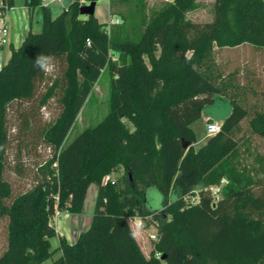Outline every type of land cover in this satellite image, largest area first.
Returning <instances> with one entry per match:
<instances>
[{
  "label": "trees",
  "instance_id": "obj_1",
  "mask_svg": "<svg viewBox=\"0 0 264 264\" xmlns=\"http://www.w3.org/2000/svg\"><path fill=\"white\" fill-rule=\"evenodd\" d=\"M2 1L3 12L15 5ZM25 5L41 7L42 28L30 30L0 69V222L8 219L0 264H43L55 251L61 256L52 264H264V169L241 161L236 139L248 118L251 133L264 138V112L251 113L232 97L214 59L216 48L264 49V0H215L214 20L207 23L186 19L195 0H174L135 41L121 28L108 31L95 15L81 19L78 0L55 18L43 0ZM41 56L49 58L47 69L37 64ZM52 64L62 69L53 79ZM106 69L110 112L64 144ZM217 95L230 96L231 113L197 149L192 126ZM52 100L60 105L57 117L35 127ZM16 103L29 104L24 128L39 129L50 155L36 165L31 188L12 198L4 173L9 107ZM120 167L121 184H104ZM14 170L27 175L19 159ZM224 179L216 199L211 188ZM91 185L98 195L90 227L74 244L60 239L52 251L56 208L81 214ZM152 187L163 198L161 208L150 205ZM135 218L141 229L157 228L149 256L135 235L141 229L131 225Z\"/></svg>",
  "mask_w": 264,
  "mask_h": 264
},
{
  "label": "rangeland",
  "instance_id": "obj_2",
  "mask_svg": "<svg viewBox=\"0 0 264 264\" xmlns=\"http://www.w3.org/2000/svg\"><path fill=\"white\" fill-rule=\"evenodd\" d=\"M142 1V3H141ZM174 0H98L96 4L95 16L100 23L105 24L108 31L115 28H121L125 33V37L131 40H137L138 35L143 30L146 23L153 18L166 4L172 3ZM44 2V1H43ZM73 0H63L53 3L51 6L52 13L57 16L62 6H68ZM215 0H195L196 8L186 13V19L198 23H207L214 20ZM142 4V5H141ZM81 19H87L81 15ZM119 18L118 25H109L110 19ZM37 24V23H36ZM35 32L41 31L35 26ZM113 60L117 59L116 55L112 56ZM214 59L217 65L216 73L222 76L224 82H228L229 93L233 94L243 106L253 111L264 112V49L255 48L249 44L236 48L215 49ZM146 62L148 60L146 58ZM61 67L58 64H52L48 68V76L52 79L61 75ZM111 75L106 69L98 82L95 84L92 93L87 99L84 107L78 114L76 121L70 130L64 144L71 143L84 130L93 128L99 124L111 110ZM216 98V97H215ZM29 104H12L9 107V129L11 143L7 151V167L5 169L4 178L13 188L12 198L30 189L33 184L34 171L36 165L47 159L50 155L49 150L41 142L38 134L39 129L27 130L24 128L22 113L29 111ZM232 110L230 96L218 97L213 105L206 106L203 113L204 118L194 125V129L198 134L197 148L201 147V141H207L208 118H212L215 122H221L223 118L229 116ZM60 111V105L57 100H52L46 109L41 110V120L39 125L35 127H45L52 123ZM252 115V114H251ZM236 139L241 147V161L256 170L264 169V138L255 136L249 128V118L245 119L236 133ZM37 144V146L35 145ZM19 145L22 148L20 153ZM35 145V146H34ZM26 167L27 175H19L15 172L14 167L17 161ZM124 168L120 167L117 171L109 175L112 184H121L124 175ZM262 176V175H261ZM98 195V186L91 185L86 193L84 200L83 212L81 214H73L66 209H59L62 215L56 219H52L54 227L59 223V219L64 220L63 215H71L79 220H83L82 226L89 228L92 223L93 213L95 210ZM150 205L153 208H161L163 198L154 187L148 190ZM9 200L7 203H10ZM76 215V216H74ZM8 219L5 218L0 222V256L7 249L8 244ZM131 223V222H130ZM135 229V223H131ZM83 228V227H82ZM83 228V230H85ZM156 227L148 226L146 229L135 231L138 241L145 242L143 252L149 256L152 249V235H156ZM77 231V234L81 231ZM143 244V243H142ZM59 240L53 238L51 240L52 251L57 249ZM61 256L60 251H55L53 256L43 264H52ZM166 264V263H163Z\"/></svg>",
  "mask_w": 264,
  "mask_h": 264
},
{
  "label": "crops",
  "instance_id": "obj_3",
  "mask_svg": "<svg viewBox=\"0 0 264 264\" xmlns=\"http://www.w3.org/2000/svg\"><path fill=\"white\" fill-rule=\"evenodd\" d=\"M71 3H69L67 7L62 6L61 10L57 12V16L61 14L64 10H66L71 5ZM43 5L50 9L52 17L54 18L57 17V16H54L52 13V9H51L52 4L45 5V3L43 2ZM4 12L6 15V24H7V29H8V43L6 45H0V69L4 65H6L8 61L10 60L11 54H12V48L17 49L21 45L22 41L24 40V38L26 37L27 33L30 30L35 32L36 31L35 26L37 25L39 27V24H41V28H42V9L41 7L36 8L35 10H31L25 5V0H15L14 7H12L11 9H6ZM218 97H222V96L217 95L216 98ZM203 118H204V113H202L201 119ZM226 118H223V120H221V122H218V123L222 124ZM210 120H212V118H208V121ZM195 124H193L192 126L193 129H194ZM197 138H198V134H197ZM205 143L206 141L202 140L201 146H203ZM196 146L197 145H195V148H197ZM63 217H64V220L60 218L59 223H57V226L55 227L57 234H58L56 238L59 240V243H60V239H65L68 243L74 244L79 238L80 234L86 231L88 228H84L85 224L84 226H82L84 223L82 219L79 220L76 217L73 218L71 217V215H63ZM82 227L85 230H83ZM80 228L82 230L77 234V231H79ZM138 242L142 250H144L143 245H146V243L140 242V241Z\"/></svg>",
  "mask_w": 264,
  "mask_h": 264
},
{
  "label": "built area",
  "instance_id": "obj_4",
  "mask_svg": "<svg viewBox=\"0 0 264 264\" xmlns=\"http://www.w3.org/2000/svg\"><path fill=\"white\" fill-rule=\"evenodd\" d=\"M60 1H63V0H44V3H45V5H49V4H53L56 2H60ZM78 1H79V4L81 7L84 5H88L90 3L89 0H78ZM2 5H3V1L0 0V7H2ZM119 23H120L119 18H115V19L111 18L109 21V25H118ZM7 43H8V29H7V24H6V15H5V12L1 11V9H0V45H6ZM220 129H221L220 123L215 122V121L210 123L208 121L207 130H206L207 136L211 137V136L216 135L217 133H219ZM109 181H110L109 176H106L103 180V183L107 184ZM226 182L227 181L224 179V180H222L220 186H216V187L211 188L212 194L216 199H219L220 191H221L223 185L226 184ZM66 211H68V210H66ZM61 215H62V212L58 208H56L55 214H54V219L58 218ZM134 223L140 229L143 227V223H142V220L140 218H135ZM151 238H152V240H156V235H152ZM158 257H160V256H158Z\"/></svg>",
  "mask_w": 264,
  "mask_h": 264
},
{
  "label": "water",
  "instance_id": "obj_5",
  "mask_svg": "<svg viewBox=\"0 0 264 264\" xmlns=\"http://www.w3.org/2000/svg\"><path fill=\"white\" fill-rule=\"evenodd\" d=\"M96 4H97V0H92V1H90V3L88 5L82 6L80 9V14L83 16H86V17L94 16L95 11H96ZM209 122L211 123L213 121L210 120ZM161 260L165 261L166 260L165 256H163L161 258Z\"/></svg>",
  "mask_w": 264,
  "mask_h": 264
},
{
  "label": "clouds",
  "instance_id": "obj_6",
  "mask_svg": "<svg viewBox=\"0 0 264 264\" xmlns=\"http://www.w3.org/2000/svg\"><path fill=\"white\" fill-rule=\"evenodd\" d=\"M48 59H49V58H47V57H43V56H41V57L38 58V60H37V64H38L39 66H41V67L47 69V60H48Z\"/></svg>",
  "mask_w": 264,
  "mask_h": 264
}]
</instances>
